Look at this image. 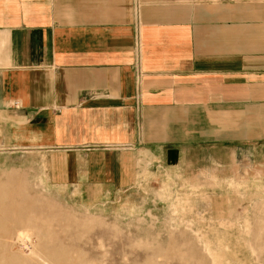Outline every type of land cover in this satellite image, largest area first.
Instances as JSON below:
<instances>
[{
	"label": "crops",
	"instance_id": "obj_1",
	"mask_svg": "<svg viewBox=\"0 0 264 264\" xmlns=\"http://www.w3.org/2000/svg\"><path fill=\"white\" fill-rule=\"evenodd\" d=\"M0 127L67 187L256 170L264 0H0Z\"/></svg>",
	"mask_w": 264,
	"mask_h": 264
},
{
	"label": "rangeland",
	"instance_id": "obj_2",
	"mask_svg": "<svg viewBox=\"0 0 264 264\" xmlns=\"http://www.w3.org/2000/svg\"><path fill=\"white\" fill-rule=\"evenodd\" d=\"M15 143L0 127V206L21 209L0 210V253L25 221L33 243L10 248L23 264H264V154L256 170L247 151L209 173L154 168L130 189L102 190L58 184L54 159Z\"/></svg>",
	"mask_w": 264,
	"mask_h": 264
},
{
	"label": "bare ground",
	"instance_id": "obj_3",
	"mask_svg": "<svg viewBox=\"0 0 264 264\" xmlns=\"http://www.w3.org/2000/svg\"><path fill=\"white\" fill-rule=\"evenodd\" d=\"M10 193H12V192H10ZM18 193V192H17ZM12 196V195H11ZM15 197V196H14ZM16 197H18V195L16 196ZM15 197V198H16ZM12 200V199H11ZM15 203H16V201H15ZM18 206V205H17ZM17 206H12V205H10L8 208H5V207H3V206H0V210L2 209H4L3 210V216H10L11 217V215H13L12 216V218L13 217H15L16 215H17V213L18 212H20V210L21 209H18V207ZM28 208H30V207H28ZM32 208V207H31ZM37 208V207H36ZM23 210V209H22ZM26 210V209H25ZM29 210V209H28ZM42 210V209H41ZM39 211H40V209H39ZM43 211V210H42ZM25 212V211H24ZM27 212V211H26ZM25 212V213H26ZM30 213V212H29ZM2 214V213H1ZM40 215V214H39ZM1 216V215H0ZM9 217V218H10ZM22 217V216H21ZM36 217H37V215H36ZM6 218L7 217H4L3 219H5L6 220ZM41 218V217H40ZM15 219V218H14ZM22 219V218H21ZM44 219V218H43ZM0 221H1V219H0ZM13 221V220H12ZM18 221V220H17ZM16 221V222H17ZM3 222H4V220H3ZM23 222H25V221H23ZM22 221L19 223V227L20 228H23V227H29V226H27V225H25V224H28V223H23ZM58 222H60V221H58ZM14 224H15V222H14ZM49 225V224H48ZM62 225V224H61ZM16 226H17V223H16ZM19 227H17V231L16 232H18V234L17 233H15V235L17 236L16 237V239H17V241L16 242H14V241H12V239L14 238V237H12V236H8L10 239V242H9V245H8V243L6 244V245H4V248H5V251L4 252H1L0 253V264H15V263H17V264H19L18 262H22V264H23V262H25V261H23L24 259H25V257L23 258V260L21 259V260H19V254H16L15 252H11V250H10V248H11V246L13 245V244H18V246H19V244L20 243H22V247H20L21 249L20 250H24V249H22L23 248V245L26 247V248H28V245L26 246V242L28 241V242H30V243H33V240H31V234L30 233H28L27 231L26 232H23L22 230H19ZM31 227H29V229H30ZM28 229V228H27ZM28 229V230H29ZM41 229V228H40ZM45 229H47V228H45ZM33 230V229H32ZM3 225H0V233L2 232L3 233ZM31 231V230H30ZM35 233V232H34ZM34 233H32V234H34ZM36 234V233H35ZM45 234H47L46 233V230H45ZM1 236V235H0ZM33 236H35V235H33ZM39 236H40V234H39ZM46 236V235H45ZM5 238V237H4ZM41 238V237H40ZM48 238V237H47ZM53 238V237H52ZM8 239V238H7ZM43 239V238H42ZM56 239V238H55ZM50 240V239H49ZM48 240V241H49ZM2 241V240H1ZM1 241H0V249H1ZM5 241V240H4ZM53 241H54V239H53ZM8 242V241H7ZM38 242H39V240H38ZM41 242V241H40ZM50 242H51V240H50ZM56 242V241H55ZM58 243H60L59 241H57ZM58 243H56V244H58ZM28 244V243H27ZM51 244V243H50ZM61 244V243H60ZM21 245V244H20ZM6 246V247H5ZM57 246V245H56ZM55 246V247H56ZM51 247V246H50ZM53 247V246H52ZM66 247V246H65ZM25 248V249H26ZM64 248V247H63ZM66 249H68L67 247H66ZM43 250V249H42ZM44 250H45V248H44ZM43 250V251H44ZM54 250V249H53ZM33 251H34V249H33ZM59 251H61V250H59ZM69 251H70V249H69ZM37 252V251H36ZM46 251H44V253H45ZM79 252V251H78ZM18 253V252H17ZM50 253V252H49ZM54 253V252H53ZM80 254V253H79ZM51 255H53V254H51ZM44 256V255H43ZM61 256V255H60ZM77 257V256H76ZM81 257V256H80ZM84 257V256H83ZM44 258H47V257H45L44 256ZM52 259H54V258H52ZM80 259V258H79ZM86 259V258H85ZM81 260V259H80ZM75 261V260H74ZM73 261V262H74ZM82 262V261H81ZM87 262V261H86ZM85 262V263H86ZM65 263V262H64ZM93 264H94V262H92ZM25 264V263H24ZM43 264V263H42ZM51 264V263H50ZM66 264V263H65ZM84 264V263H83ZM91 264V263H90Z\"/></svg>",
	"mask_w": 264,
	"mask_h": 264
}]
</instances>
